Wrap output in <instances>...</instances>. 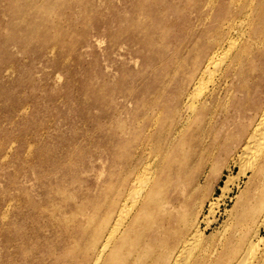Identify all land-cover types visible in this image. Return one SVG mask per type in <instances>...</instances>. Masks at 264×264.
I'll return each mask as SVG.
<instances>
[{
  "label": "rangeland",
  "instance_id": "374dc122",
  "mask_svg": "<svg viewBox=\"0 0 264 264\" xmlns=\"http://www.w3.org/2000/svg\"><path fill=\"white\" fill-rule=\"evenodd\" d=\"M245 5L0 0V264L92 260L137 169L159 149L167 154L164 127L176 122L172 110L205 61L212 36L249 28L252 14L239 21ZM262 60L253 52L250 71L225 86L218 64L204 74L196 91L201 99L213 95L212 127L203 137L178 135L168 153L171 169H204L192 215L212 246L231 231L247 189L236 153L239 130L250 128L264 104ZM172 234L140 230L124 242L116 264H165Z\"/></svg>",
  "mask_w": 264,
  "mask_h": 264
},
{
  "label": "bare ground",
  "instance_id": "6f19581e",
  "mask_svg": "<svg viewBox=\"0 0 264 264\" xmlns=\"http://www.w3.org/2000/svg\"><path fill=\"white\" fill-rule=\"evenodd\" d=\"M245 1L242 16L238 19L249 21L252 14L253 20L249 21V28L241 29V27L235 34L229 32L224 39H219L218 32L212 36L214 37L213 46L209 47L210 51L205 56V61L200 64L201 66L199 65L196 75L189 78V87L182 90L180 94L182 99L176 102L172 110L171 116L176 122L168 129L163 124L160 126L164 127L169 135L166 144L167 154H163L159 149V156L156 154L137 169L130 182L128 194L122 199L114 219L109 223L104 237L88 264H116L127 238L138 234L140 230L153 232L160 228L173 233L168 238L169 255L164 261L165 264H264V250L262 251L261 247V245L264 246V235L261 236L259 233L260 228H264V104L250 128L244 127L239 130L240 136L243 135V137L240 149L236 153L238 156L236 160H239L240 165L238 174L247 177V189L242 195L236 216L232 220L231 231L221 234L213 246L196 224L194 225L192 215V202L201 183L204 169L202 165L190 167L186 164L171 169L175 161L174 156L168 154L178 146L179 143L176 141L178 135H187L191 132L203 137L212 127L211 116L207 117V114H209L213 95L209 92L208 96L201 99L202 95L196 91L204 74L218 64L217 72H220L223 78L222 84L225 86L233 75L242 76L247 70L250 71L251 65L247 61L253 52L261 54L264 63V39L260 43L258 41V38L264 36V0ZM227 31L223 30L222 35H225ZM220 54H223L225 58L218 63ZM204 145L202 148L207 151L210 142ZM158 148H160L159 145ZM213 150H216L215 146ZM215 203L216 201H211L209 207L212 208ZM246 227L251 228L245 239L243 231ZM223 231L221 233H224ZM242 238L245 243L240 247L238 243L243 241ZM225 251H230V254H224Z\"/></svg>",
  "mask_w": 264,
  "mask_h": 264
}]
</instances>
